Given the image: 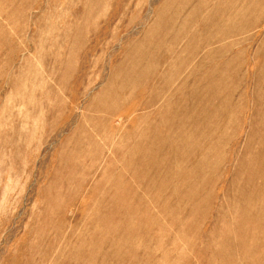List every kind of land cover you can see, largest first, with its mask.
<instances>
[{
  "label": "rangeland",
  "instance_id": "rangeland-1",
  "mask_svg": "<svg viewBox=\"0 0 264 264\" xmlns=\"http://www.w3.org/2000/svg\"><path fill=\"white\" fill-rule=\"evenodd\" d=\"M0 264H264V0H0Z\"/></svg>",
  "mask_w": 264,
  "mask_h": 264
}]
</instances>
